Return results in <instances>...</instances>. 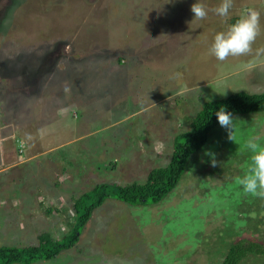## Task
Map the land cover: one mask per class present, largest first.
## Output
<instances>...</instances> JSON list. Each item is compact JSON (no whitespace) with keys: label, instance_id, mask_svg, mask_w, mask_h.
Returning <instances> with one entry per match:
<instances>
[{"label":"rangeland","instance_id":"1","mask_svg":"<svg viewBox=\"0 0 264 264\" xmlns=\"http://www.w3.org/2000/svg\"><path fill=\"white\" fill-rule=\"evenodd\" d=\"M196 2L0 0V148L11 151L7 161L0 150V194L16 184L13 193L26 197L2 205L10 207L0 209V247L37 246L46 233L62 240L84 193L151 182L149 172L169 164L175 136L206 102L264 92V53L256 54L264 0H234L228 18L210 11L204 20L191 12ZM250 8L261 14L253 54L209 56L215 34ZM233 117L232 140L217 125L162 202L128 208L108 199L78 247L39 264H221L236 241L264 245V199L235 183L252 155L245 142L260 135L264 145V112ZM19 151L26 161L12 160ZM49 205L60 208L51 222L39 218L42 226L26 214L45 216ZM114 254L123 257L109 262Z\"/></svg>","mask_w":264,"mask_h":264},{"label":"trees","instance_id":"2","mask_svg":"<svg viewBox=\"0 0 264 264\" xmlns=\"http://www.w3.org/2000/svg\"><path fill=\"white\" fill-rule=\"evenodd\" d=\"M236 19H232V24ZM224 107L233 116L264 112V92H236L221 101L206 102L192 119L190 129L175 136L173 151L167 166L155 168L148 174L149 183L100 184L84 193L74 206L78 219L63 233L62 240L50 234L41 235V243L28 247H0V264H34L56 259L62 252L78 247L81 231L92 220L94 212L108 199H115L128 208L159 204L179 185L189 158L208 141L209 134L219 125L216 112ZM58 212V211H55ZM53 210L47 209L52 215ZM60 214V212L58 213ZM74 221V220H73ZM250 256L264 258V245L257 239L244 238L231 244L221 264H242Z\"/></svg>","mask_w":264,"mask_h":264},{"label":"clouds","instance_id":"3","mask_svg":"<svg viewBox=\"0 0 264 264\" xmlns=\"http://www.w3.org/2000/svg\"><path fill=\"white\" fill-rule=\"evenodd\" d=\"M233 6L234 0H221L219 5L214 8H209L201 0H197L196 3L192 4L191 12L197 20L206 19L210 11L226 19L229 17ZM260 16V12L256 9L250 8L246 10L225 31H219L215 34L213 42L208 49V55L214 57L219 62H225L229 57H241L253 54V45L261 34ZM261 53H264V49L256 50L257 55ZM216 117L219 125L229 130V139L232 140V129L234 128L235 121L233 114L226 111L224 107H221L216 112ZM260 141L261 136L255 135L245 142V148L252 155L250 162L244 166L246 171L243 176H237L235 183L242 187L244 193L264 199V145ZM24 146L22 145V148ZM213 166H215L214 159ZM241 226L240 224L237 225V227Z\"/></svg>","mask_w":264,"mask_h":264},{"label":"crops","instance_id":"4","mask_svg":"<svg viewBox=\"0 0 264 264\" xmlns=\"http://www.w3.org/2000/svg\"><path fill=\"white\" fill-rule=\"evenodd\" d=\"M0 140H1V137H0ZM4 140H5V138H4ZM8 149V150H7ZM0 150H1V157L4 159V157H5V159L8 161L9 159H11L10 158V154H11V151L9 150V148L8 147H1L0 148ZM3 151H4V154H3ZM22 155H23V153H20V151H19V154L17 155L16 154V152L14 153V155H12L13 157H12V160L13 161H15V162H17V161H22V162H24V161H26V160H24L23 159V157H22ZM0 161H1V159H0ZM6 170V168L5 169H3V170H0V172L1 171H5ZM0 185L1 186H3V187H5V185H6V182L5 181H3V180H1L0 181ZM12 187L9 189L10 191V194H0V209H5V211L7 212V208H9L10 206L9 205H7V207H4V206H2L3 204L6 206V203L5 202H17V201H21L22 200V198H26V197H23V195L22 194H15V193H13L14 191H15V186H16V184H12L11 185ZM40 200V199H39ZM21 204H24V205H22V208H25V211H29V210H31V209H29L28 210V208H29V201H27V200H23L22 202H21ZM41 204H43L41 201H39V205H40V207H42L41 206ZM14 205V204H13ZM55 205V204H54ZM13 207V206H12ZM21 207V205L19 206V208L15 205L14 206V208L13 209H16V210H13V211H20V208ZM18 208V209H17ZM34 208V207H33ZM32 208V209H33ZM44 208H45V206H44ZM47 209H51V210H53V212H55V208H60V206H58V205H56V206H53V205H49L48 207H46ZM44 211H45V209H44ZM57 211V210H56ZM37 213H39V211H36ZM35 211H31V213L29 214V213H26L30 218H34L35 217V220H32V221H38L37 223L40 225V226H42V225H44V221L43 220H40L39 218H43V219H45L46 220V222L48 223V222H51V220L52 219H54V217L56 218L57 216H55L56 214L55 213H53L52 215H50V214H46L45 216H43V214H42V212H41V214H38V215H36L35 213H36ZM62 212V211H61ZM6 215V214H5ZM58 215V214H57ZM10 216V215H9ZM2 217H4V215H2ZM37 219V220H36ZM55 224H59V225H61L62 224V221L60 220V221H58V222H55L54 223V225ZM56 226V225H55ZM54 226V227H55ZM52 227H48V231H50L53 235L55 234V232H58V230L56 231V228H54L53 230H50ZM87 228H88V225H87ZM67 251H69V250H66V251H64V252H62V253H65V252H67ZM78 254H80V253H83L81 250L79 251V252H77ZM87 257V256H86ZM89 257V256H88ZM123 257V255H120V254H114L113 256H111V258L112 259H110V261L109 262H113V261H119V260H121V258ZM95 259V258H94ZM51 261V260H50ZM80 261H83L84 263L83 264H89V261L87 260V258H84V259H80ZM95 261H96V259H95ZM41 262H45V261H39V262H36L37 264H39V263H41ZM36 263H34V264H36ZM98 263V261H96V262H94V263H91V264H97ZM79 264V263H78Z\"/></svg>","mask_w":264,"mask_h":264}]
</instances>
